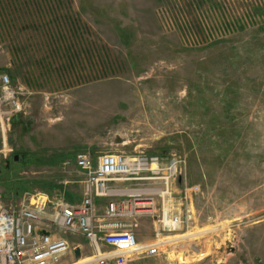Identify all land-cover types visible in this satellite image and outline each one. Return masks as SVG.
<instances>
[{
    "label": "rangeland",
    "instance_id": "1",
    "mask_svg": "<svg viewBox=\"0 0 264 264\" xmlns=\"http://www.w3.org/2000/svg\"><path fill=\"white\" fill-rule=\"evenodd\" d=\"M71 1L72 9L58 1L55 31L35 37L40 50L56 56V78L32 77L42 88L22 98L10 123L12 152L7 166L0 161L3 206L14 211L39 198L78 202L77 152L157 156L159 175L176 158L179 173L164 205L156 194L152 214L119 221L139 243L179 239L160 244L154 256L131 253L128 264H264V0ZM250 14L260 22L220 32L226 20ZM196 15L215 26L216 39L193 43L188 23ZM109 57L123 69L116 60L104 63ZM134 182L118 183L164 189L161 178ZM193 186L199 189L189 207L183 191ZM198 230L205 232L187 237ZM64 236L81 254L63 264L94 254L84 236Z\"/></svg>",
    "mask_w": 264,
    "mask_h": 264
},
{
    "label": "built area",
    "instance_id": "2",
    "mask_svg": "<svg viewBox=\"0 0 264 264\" xmlns=\"http://www.w3.org/2000/svg\"><path fill=\"white\" fill-rule=\"evenodd\" d=\"M58 1L5 0L6 4L1 9L0 46L6 45V66H11L14 71H6L4 64L0 68V161H4L12 152L7 143V132L13 117L23 109L22 98L42 88V85L34 84L32 77L39 74L49 78V81L52 77L54 80L56 78L55 71H52L56 56L48 48L40 50L35 37L37 33H44L40 36L47 37L50 35L46 33L55 31L59 20V15L55 14L58 13L57 5L62 4ZM63 1L67 9H72L71 0ZM199 17L188 23L195 36V39L191 38L193 43L201 44L216 39L218 35L213 34L215 26L202 24ZM259 22L254 14H250L246 21L241 17L235 21L226 20L225 27L219 31L229 34ZM182 31L186 32V29L182 28ZM183 38L190 42L186 36ZM84 57L82 55L81 58ZM115 60L123 69L118 59L109 57V61L103 62H110L113 66L112 61ZM119 66L111 68L113 71L110 72L115 73ZM110 72L105 70L100 73L105 75ZM95 79L98 78H86L83 81ZM74 161L82 174L78 202L39 198L30 205L9 211L3 206L0 194V264H63L66 256L73 255L75 249L70 246L65 234H79L88 240L95 256L83 264H128L131 254L128 250L137 243V238L131 228H120L123 223L119 219L152 214L155 205L153 196L156 194L163 206V197L170 193L171 181L179 173V159L171 158L165 174L159 175L161 168L158 157L144 154L128 156L121 152H104L93 157L81 151L75 154ZM154 178L163 180L164 189L119 187L115 184L119 181L132 183ZM96 198L106 199L100 217ZM186 219H190V215L187 214ZM159 245L149 243L142 251L148 256L157 255ZM101 246L106 247V250H101Z\"/></svg>",
    "mask_w": 264,
    "mask_h": 264
},
{
    "label": "bare ground",
    "instance_id": "3",
    "mask_svg": "<svg viewBox=\"0 0 264 264\" xmlns=\"http://www.w3.org/2000/svg\"><path fill=\"white\" fill-rule=\"evenodd\" d=\"M152 166L153 167H155L156 165L153 163L152 164ZM166 207L164 208V218H166ZM164 218H163V224H164V226H165V222H164ZM168 221V220H167ZM167 223V225H169L168 223L169 222H166ZM166 227V226H165ZM203 232H205V231H193L191 234H188V236L187 237H194V236H196V235H198V234H202ZM187 234V233H186ZM176 237V236H175ZM169 238V237H168ZM179 238H176V239H173V237H172V241H176V240H178ZM170 239H160L158 242H155L156 244H161V245H166L168 242H170L171 241ZM148 244H145V245H140L139 244V242H137L133 247H131V248H129V250H128V252H130V253H135V252H140V251H142V249H144L146 246H147ZM180 255V254H179ZM95 255H91V256H87V257H84V258H81V259H79V260H77V261H75L73 264H83V263H85L86 261H88V260H90L91 258H93ZM174 257H176V259L177 260H181V257L180 256H173V255H170V258H174Z\"/></svg>",
    "mask_w": 264,
    "mask_h": 264
},
{
    "label": "crops",
    "instance_id": "4",
    "mask_svg": "<svg viewBox=\"0 0 264 264\" xmlns=\"http://www.w3.org/2000/svg\"><path fill=\"white\" fill-rule=\"evenodd\" d=\"M116 184V186H119V187H127V186H125V185H121L120 183H115ZM132 184V183H131ZM199 188L198 187H196V186H193V188L192 189H190V188H188V187H184V191H183V193H184V196H183V198H185V203H187V204H189V207H195L194 206V202H193V198L196 196V194H197V190H198ZM187 194H189V196H187ZM188 198V199H187ZM105 201H106V199H104V198H96L95 199V202H96V207L97 208H99V205H102V210H101V213L99 214V217L100 216H102V211H103V207H104V203H105ZM185 215H186V213H185ZM188 215H190V218H191V220H193V216H192V214H188ZM102 218V217H101ZM140 245H145V244H149V243H139ZM76 248H78L79 249V247H76ZM80 250V249H79Z\"/></svg>",
    "mask_w": 264,
    "mask_h": 264
},
{
    "label": "water",
    "instance_id": "5",
    "mask_svg": "<svg viewBox=\"0 0 264 264\" xmlns=\"http://www.w3.org/2000/svg\"><path fill=\"white\" fill-rule=\"evenodd\" d=\"M17 157H18V156H17V155H15V156H14V159L16 160V159H17ZM5 163L8 165V163H9V160H6V161H5ZM75 255H76V256H77V255H79V249H78V248H76V249H75Z\"/></svg>",
    "mask_w": 264,
    "mask_h": 264
},
{
    "label": "trees",
    "instance_id": "6",
    "mask_svg": "<svg viewBox=\"0 0 264 264\" xmlns=\"http://www.w3.org/2000/svg\"><path fill=\"white\" fill-rule=\"evenodd\" d=\"M17 115V114H16ZM16 115L13 117V121H14V119L16 118ZM12 122V121H11ZM13 159H14V156H13ZM6 160H8V159H6ZM6 166H7V164H6Z\"/></svg>",
    "mask_w": 264,
    "mask_h": 264
}]
</instances>
